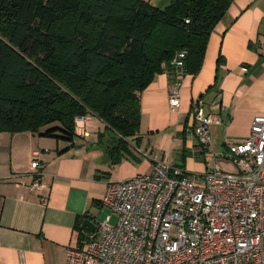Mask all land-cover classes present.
<instances>
[{"label":"trees","instance_id":"16d2710c","mask_svg":"<svg viewBox=\"0 0 264 264\" xmlns=\"http://www.w3.org/2000/svg\"><path fill=\"white\" fill-rule=\"evenodd\" d=\"M233 2L0 0V133L73 147L85 139L77 119L94 116L106 127L96 145L120 164L142 142V92L164 72L172 84L177 75L199 74Z\"/></svg>","mask_w":264,"mask_h":264},{"label":"crops","instance_id":"0c3cea01","mask_svg":"<svg viewBox=\"0 0 264 264\" xmlns=\"http://www.w3.org/2000/svg\"><path fill=\"white\" fill-rule=\"evenodd\" d=\"M180 84L177 112L170 109L168 73L142 92L141 128L148 135L118 165L96 145L106 127L94 116L81 119L89 135L73 147L30 132L0 133V264H67L68 247L89 239L82 222L105 213L101 200L108 183L151 173L160 149L167 161L182 146L218 158L244 139L254 118L264 115V0H234L210 37L201 71L182 76ZM194 103L215 119L206 149L191 131ZM216 145L219 150L212 149ZM36 154L40 167L33 170ZM36 177L41 188L31 190Z\"/></svg>","mask_w":264,"mask_h":264},{"label":"built area","instance_id":"2783aa9c","mask_svg":"<svg viewBox=\"0 0 264 264\" xmlns=\"http://www.w3.org/2000/svg\"><path fill=\"white\" fill-rule=\"evenodd\" d=\"M184 58L178 54L174 65L182 67ZM182 76L172 84L171 112L181 105ZM191 115V131L208 148L214 117L199 103ZM76 123L87 137L83 120ZM35 156L33 170L40 167ZM223 159L239 170L216 164L191 175L157 161L151 173L108 183L101 205L109 213L82 245L68 247L67 264H264V115L227 146ZM40 188L36 177L30 189Z\"/></svg>","mask_w":264,"mask_h":264},{"label":"rangeland","instance_id":"374dc122","mask_svg":"<svg viewBox=\"0 0 264 264\" xmlns=\"http://www.w3.org/2000/svg\"><path fill=\"white\" fill-rule=\"evenodd\" d=\"M149 1L153 6L164 8L167 6L171 0H146ZM191 132H188V134ZM147 133L146 129L141 128L140 129V136L142 137L143 143L145 142V138H147ZM194 136L191 133V137ZM193 138V137H192ZM79 142V140L77 141ZM199 145V140L197 141ZM181 152L180 154L178 153H173L171 157L168 159L169 164L172 166L175 165H183L185 167V171L188 174L195 175V174H203L205 173L208 169H212L215 167L216 164H219L220 167L225 170V171H231V172H237L239 170V167L235 164H232L229 159H223L221 156L218 158H208V157H201L199 154H191V149H185L184 146L178 148ZM206 149V148H204ZM212 149L219 150L220 148L216 146H212ZM177 150V148L174 149V151ZM186 150L187 156L186 158H183V151ZM164 151V150H163ZM162 150L160 149L157 152L158 157L156 160L161 162V163H168L167 159H164L162 157ZM151 153V150L147 151V154L149 155ZM156 153H154L155 155ZM144 160V158H142ZM147 174V173H146ZM109 213L108 210L105 211V213L97 215L95 221L97 223L101 222L104 218L105 215Z\"/></svg>","mask_w":264,"mask_h":264},{"label":"water","instance_id":"95a60500","mask_svg":"<svg viewBox=\"0 0 264 264\" xmlns=\"http://www.w3.org/2000/svg\"><path fill=\"white\" fill-rule=\"evenodd\" d=\"M94 219L95 217L88 216V218H86L81 224V230L88 236L93 235L97 230V224Z\"/></svg>","mask_w":264,"mask_h":264}]
</instances>
